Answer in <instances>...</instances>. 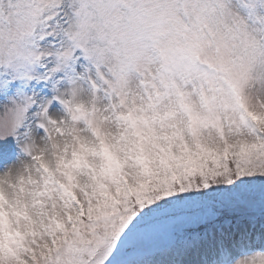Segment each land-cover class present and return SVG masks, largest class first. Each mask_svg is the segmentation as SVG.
I'll list each match as a JSON object with an SVG mask.
<instances>
[{"label": "snow or ice", "instance_id": "obj_1", "mask_svg": "<svg viewBox=\"0 0 264 264\" xmlns=\"http://www.w3.org/2000/svg\"><path fill=\"white\" fill-rule=\"evenodd\" d=\"M0 264H264V0H0Z\"/></svg>", "mask_w": 264, "mask_h": 264}]
</instances>
